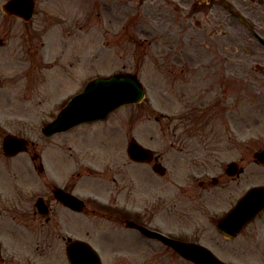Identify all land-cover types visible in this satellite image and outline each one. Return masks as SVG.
Segmentation results:
<instances>
[{
    "label": "rangeland",
    "instance_id": "374dc122",
    "mask_svg": "<svg viewBox=\"0 0 264 264\" xmlns=\"http://www.w3.org/2000/svg\"><path fill=\"white\" fill-rule=\"evenodd\" d=\"M38 1L30 21L0 10V37L5 40L0 46V214L15 204L24 219L34 218L35 211L44 223L46 215L52 217L45 233L47 264H69L63 238L70 235L90 241L102 252L104 264H193L160 241L127 228L123 219L132 216L124 207L137 215L143 210L155 225L185 233L189 229L185 238L208 245L230 264H264V211L233 239L216 228L218 218L248 187L264 183V164L254 160L255 151L264 147V91L253 92L251 82L241 77L240 92L234 94L238 102L233 103L232 78L195 67L201 52L179 31L158 41L152 18L135 7L139 0H96L95 12L88 0ZM122 69L139 73L146 87L142 102L122 106L104 121L52 137L42 134L41 126L57 115L69 95L95 76ZM222 84L229 86L228 93L216 97L203 92ZM223 102L230 109L222 108ZM186 118L193 121L189 127ZM11 132L36 145L6 157L2 142ZM131 137L162 156L165 175L149 163L130 160ZM34 150L43 152L44 176L34 168L40 162L32 159ZM233 160L244 167L235 177L225 172ZM171 175L178 183L190 177L182 195L197 216L181 219L150 200H139L142 192L156 197L164 187L174 193ZM199 175H208L209 183L219 178L213 195L194 181ZM120 178L128 179L127 190ZM54 182L76 186L74 193L86 203L84 213L56 201ZM39 195L50 205L46 215L37 211ZM3 223V246L26 250L23 230L7 216ZM27 231L34 243L42 227L34 224Z\"/></svg>",
    "mask_w": 264,
    "mask_h": 264
},
{
    "label": "flooded vegetation",
    "instance_id": "af4514ba",
    "mask_svg": "<svg viewBox=\"0 0 264 264\" xmlns=\"http://www.w3.org/2000/svg\"><path fill=\"white\" fill-rule=\"evenodd\" d=\"M88 1L90 11H94L96 0ZM146 1L141 0L137 9H143L147 18H152L159 31L158 41L179 31L194 50L201 52L199 64L195 67L210 70L212 76L220 74L232 78L233 85H236L230 93L233 94L230 96L233 103L237 105L234 94L240 92L241 77L251 82L253 92L264 91V0H151V4L144 6ZM3 3L0 0L1 8ZM229 91V86L224 84L203 89L205 94L214 96ZM206 103L209 104H203ZM223 105L229 108V104L223 102ZM212 108L219 110V107ZM191 123L193 121L186 118L188 127ZM16 208L12 204L9 213L0 214V236L7 216L23 230L29 246L24 251H17L1 243L5 257L0 256V260L3 263L17 260V264H47L46 223L37 213L34 218L24 219L16 213ZM175 209L180 211L177 205ZM34 224L42 227V234L32 243L27 229Z\"/></svg>",
    "mask_w": 264,
    "mask_h": 264
},
{
    "label": "water",
    "instance_id": "95a60500",
    "mask_svg": "<svg viewBox=\"0 0 264 264\" xmlns=\"http://www.w3.org/2000/svg\"><path fill=\"white\" fill-rule=\"evenodd\" d=\"M24 1L26 4L22 3ZM5 9L29 20L33 15L34 4L32 0H12L5 6ZM143 95V87L133 73L121 71L113 73L109 77H101L91 81L87 88L75 96L64 108L58 119L46 125L43 131L46 135H51L54 132L66 130L78 122L105 117L125 102L141 100ZM27 143L24 138L9 134L5 137L4 149L7 154H16L18 151L26 150ZM128 153L132 159L137 161H149L153 158L151 149L134 139L130 141ZM256 156H259L260 160L264 162V149L256 153ZM154 168L161 173L165 172L159 164L155 165ZM227 172L230 175L238 173V164L236 162L230 163ZM55 195L72 208L82 209V201L63 189H56ZM39 206L42 212L47 211L44 202L41 201ZM262 208H264V185L252 187L242 196L238 204L220 220L218 228L222 234L233 237ZM145 231L147 234L158 236L164 242L171 244L180 254L196 264H227L202 245L171 239L148 229ZM68 256L72 264H102L100 256L93 247L81 240L69 244Z\"/></svg>",
    "mask_w": 264,
    "mask_h": 264
}]
</instances>
